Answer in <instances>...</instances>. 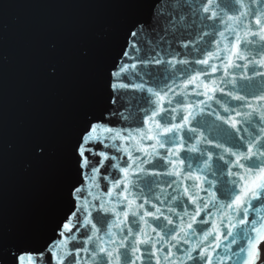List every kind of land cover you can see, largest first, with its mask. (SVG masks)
I'll use <instances>...</instances> for the list:
<instances>
[{
    "label": "snow or ice",
    "instance_id": "snow-or-ice-1",
    "mask_svg": "<svg viewBox=\"0 0 264 264\" xmlns=\"http://www.w3.org/2000/svg\"><path fill=\"white\" fill-rule=\"evenodd\" d=\"M133 3L167 24L157 30L135 18L124 22V43L107 71L98 67L74 137H65L49 212L19 244L0 237V264L261 259L264 210L255 220L246 210L264 203V0ZM110 38L117 42L116 33ZM193 116L229 145L223 179L236 173L239 187L226 203L205 199L214 181L199 163L195 173L188 167L184 154L197 152L189 147ZM48 153L42 146V157Z\"/></svg>",
    "mask_w": 264,
    "mask_h": 264
},
{
    "label": "water",
    "instance_id": "water-1",
    "mask_svg": "<svg viewBox=\"0 0 264 264\" xmlns=\"http://www.w3.org/2000/svg\"><path fill=\"white\" fill-rule=\"evenodd\" d=\"M130 18L157 30L167 24L166 17L153 21L133 0H0V237L10 245L35 231L49 212L65 137H74L97 69L102 64L107 71ZM42 146L49 149L46 157ZM184 155L198 165V157ZM222 184L228 187L227 180ZM225 264H235V257Z\"/></svg>",
    "mask_w": 264,
    "mask_h": 264
},
{
    "label": "clouds",
    "instance_id": "clouds-1",
    "mask_svg": "<svg viewBox=\"0 0 264 264\" xmlns=\"http://www.w3.org/2000/svg\"><path fill=\"white\" fill-rule=\"evenodd\" d=\"M253 3H255V0H253ZM222 107H228L229 103L234 102H226L225 100H219L217 101ZM243 107V105H240ZM213 112H215L216 115H220V112L217 111L215 108H213ZM135 119V118H134ZM195 119L196 117L193 116V126H194V132L189 133L190 136H194L193 141L189 144V147H195L197 149V152L190 153V157L195 158L199 155H206L209 156V158L205 161H199L200 169H202L203 172L208 173V179L210 181H214L212 188L209 189L210 195L208 197H205V199H211L216 204L226 203L228 199H230L232 196L235 195V192L232 191V187L238 188L239 185L236 183L235 176L236 173H233L232 176L228 177V187L225 188L222 184V181L224 180V172L222 171V160H227V149L229 147L228 143L225 142L222 138L216 137V136H210L207 131H205L203 128H200L195 125ZM133 122L130 120L129 124H132ZM136 123H139V120L136 119ZM127 129H125L126 131ZM132 131H136L135 126H133ZM178 135H180L178 133ZM184 143H189L188 140H184ZM218 147H213V146ZM236 151H239L238 146L234 149ZM209 153H211L209 155ZM191 158H187V164L188 167L192 169L193 173L197 171L196 167H193L190 161ZM215 161V163H214ZM219 161V163H217ZM221 169V171L218 173L216 169ZM211 177V178H209ZM175 183V181H173ZM137 187H141L139 184H137ZM162 187V185H161ZM167 191V189H165ZM212 193H215V195H211ZM146 194V191L141 188V191L139 195L143 196ZM181 204H183V201H181ZM264 210V203L255 202V206L249 208L246 210L248 212V215H250L253 220L257 218L258 213ZM251 226V225H249ZM226 262V261H225Z\"/></svg>",
    "mask_w": 264,
    "mask_h": 264
},
{
    "label": "flooded vegetation",
    "instance_id": "flooded-vegetation-1",
    "mask_svg": "<svg viewBox=\"0 0 264 264\" xmlns=\"http://www.w3.org/2000/svg\"><path fill=\"white\" fill-rule=\"evenodd\" d=\"M262 261H264V247H263V250L261 251V259Z\"/></svg>",
    "mask_w": 264,
    "mask_h": 264
}]
</instances>
